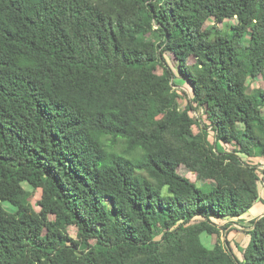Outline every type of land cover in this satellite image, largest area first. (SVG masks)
Instances as JSON below:
<instances>
[{"label": "trees", "instance_id": "trees-1", "mask_svg": "<svg viewBox=\"0 0 264 264\" xmlns=\"http://www.w3.org/2000/svg\"><path fill=\"white\" fill-rule=\"evenodd\" d=\"M260 76L264 0H0V264H264Z\"/></svg>", "mask_w": 264, "mask_h": 264}, {"label": "rangeland", "instance_id": "rangeland-1", "mask_svg": "<svg viewBox=\"0 0 264 264\" xmlns=\"http://www.w3.org/2000/svg\"><path fill=\"white\" fill-rule=\"evenodd\" d=\"M229 23H232V21H229ZM165 59L174 72L173 73L174 74L173 90L176 91L180 95V97H181L180 108H183L188 103V100H190L192 97L190 89L184 83L183 79L178 76V74L176 72V66L173 63L172 59L168 55H165ZM191 68H192V71L194 73H196V67L193 66ZM258 89L262 90L264 92V76L249 79L247 81V93L248 94L249 93L252 94L255 90H258ZM191 113H192L193 118H195V119H197L198 116H200V119L202 121V125L207 124L205 115L203 114L202 110H199L198 113L193 112V111ZM193 130L195 133L198 131L195 128ZM208 139H209L210 143L213 141V137L211 134L208 135ZM116 149H121V145L120 144L116 145ZM256 156L257 157L255 158V160L252 159V163L253 164L261 163L262 157L260 156L259 151H257ZM178 172H179V174L183 175L184 177L190 179L191 181H195L197 183H202L201 180L196 179L194 175L185 171L184 169H179ZM23 189L25 191L31 193V199L30 200L32 202L35 200H38V198H39V192L38 191L33 190L31 187H29L26 184H23ZM263 189H264V185L261 182H259L258 183L259 192L262 191ZM2 206L8 211H12V207H10V205L7 204L6 202H2ZM252 208H254V207H252ZM256 212L253 211L254 214H256ZM242 226H247V225H245V224L242 225L241 223H237V222L231 223L230 226L226 230L220 231V236H219V240L221 241V243L225 244L226 243L225 241H228L230 243V247L234 249V251L236 252V254L238 256H240V254H241L240 250H242L246 246V244L249 242V236H247L246 234L243 233ZM63 228H64V226H63ZM246 228L250 229L248 227H246ZM65 229L67 230L68 235L70 237H72V238L76 237L75 228L66 227ZM200 239H201L202 245L205 248L211 249L215 243L216 237L215 236H208L207 234L204 233L200 236Z\"/></svg>", "mask_w": 264, "mask_h": 264}, {"label": "crops", "instance_id": "crops-1", "mask_svg": "<svg viewBox=\"0 0 264 264\" xmlns=\"http://www.w3.org/2000/svg\"><path fill=\"white\" fill-rule=\"evenodd\" d=\"M259 197L261 201H257L255 203V205L253 206L254 208H252L247 215H245L239 223H241L242 225L245 224L247 226H242V230L243 231H249L252 225V221H256L258 220L260 217H262L264 215V189L262 191L259 192ZM253 211H257L256 214L253 213ZM250 226V227H249Z\"/></svg>", "mask_w": 264, "mask_h": 264}]
</instances>
